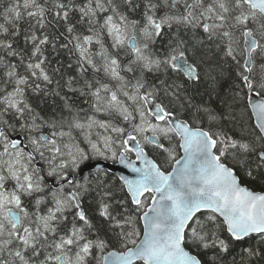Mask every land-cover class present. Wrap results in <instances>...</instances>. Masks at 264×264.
I'll list each match as a JSON object with an SVG mask.
<instances>
[{
    "label": "snow or ice",
    "instance_id": "1",
    "mask_svg": "<svg viewBox=\"0 0 264 264\" xmlns=\"http://www.w3.org/2000/svg\"><path fill=\"white\" fill-rule=\"evenodd\" d=\"M0 264H264V0H0Z\"/></svg>",
    "mask_w": 264,
    "mask_h": 264
}]
</instances>
